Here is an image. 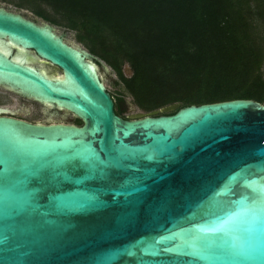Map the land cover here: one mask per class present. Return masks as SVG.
I'll return each mask as SVG.
<instances>
[{"label": "water", "instance_id": "95a60500", "mask_svg": "<svg viewBox=\"0 0 264 264\" xmlns=\"http://www.w3.org/2000/svg\"><path fill=\"white\" fill-rule=\"evenodd\" d=\"M0 42V87L82 123L0 116V264H264V104L123 118L52 25L0 7Z\"/></svg>", "mask_w": 264, "mask_h": 264}, {"label": "trees", "instance_id": "16d2710c", "mask_svg": "<svg viewBox=\"0 0 264 264\" xmlns=\"http://www.w3.org/2000/svg\"><path fill=\"white\" fill-rule=\"evenodd\" d=\"M1 2L73 32L109 67L123 89L111 95L118 116L123 97L143 113L237 99L264 104V0Z\"/></svg>", "mask_w": 264, "mask_h": 264}, {"label": "rangeland", "instance_id": "374dc122", "mask_svg": "<svg viewBox=\"0 0 264 264\" xmlns=\"http://www.w3.org/2000/svg\"><path fill=\"white\" fill-rule=\"evenodd\" d=\"M0 7L5 8L8 11H11L13 13H19L21 15L26 16V18L30 19V20H34L36 17L29 11V10H25V9H18L16 7H14L13 5L9 4V3H4L0 1ZM38 22L41 23V21L38 19ZM55 27V32L56 34H64V39L65 41H67L68 43L75 45V46H81L82 48H84L81 44H78L75 40V34L73 32L70 31H66L64 28L59 27V26H54ZM85 49V48H84ZM98 72L99 75L101 77V80L106 88V90L110 93V95H112L113 97H117L118 96V91H122V86H116L115 82H116V76L115 74H113L111 72L110 68H106L105 71H103V69L98 66ZM125 73L128 75L129 74V70L125 69ZM57 75L60 74V72H56ZM126 101H131V99L129 97H123ZM0 103L3 104L4 106L10 108V109H14V108H18L20 107V105L24 104V106L27 108L29 115L25 116L24 114L20 113L19 117L24 116L28 119H33L35 121H38L41 119V115L39 112V105H37L36 103H33L32 101L22 98V97H16L15 95H12L6 91H3L0 94ZM127 106V107H126ZM126 108H124V112L122 113L123 117H127L130 115H134L137 113H143L141 110H139L138 108H135L133 110H129L128 109V105L126 104ZM71 116L68 117V119L65 122H60V123H64V124H73L72 120H71ZM43 124H47V123H43Z\"/></svg>", "mask_w": 264, "mask_h": 264}, {"label": "flooded vegetation", "instance_id": "af4514ba", "mask_svg": "<svg viewBox=\"0 0 264 264\" xmlns=\"http://www.w3.org/2000/svg\"><path fill=\"white\" fill-rule=\"evenodd\" d=\"M6 1H8V0H6ZM4 3H6V2H4ZM34 9H36V8L34 7ZM25 10H27V9H25ZM30 12L36 17L32 21L38 22V19H39L41 21V23L50 24L49 22H46V21L42 20V18L40 16H37L34 12H32V11H30ZM24 17L26 18V16H24ZM38 23H40V22H38ZM50 25H52V24H50ZM52 26L54 27L55 25H52ZM68 44H70V43H68ZM16 51H17V49L14 48V54L16 53ZM30 54H31V56L35 57V55H34V53L32 51H31ZM31 62H33V63H28V64L33 66V67H37L40 70L46 72L48 76H52V75L55 76V75H57L56 72H60L59 69H57L56 67L51 66L49 63H46V62H44V61H42V60H40L38 58H35V59L31 60ZM3 91H6V92H8V93H10L12 95H15L16 97H20L18 94L13 93V92H11L8 89H5L3 87H0V94ZM30 101H32V100H30ZM32 102L36 103L37 105H39V109H40L39 112H40V115H41V119L38 120V121H35L33 119H28V118H26L24 116L19 117L20 113L24 114L25 116L29 115V112H28L27 108L24 106V104L20 105V107H18V108L10 109V108H8V107H6V106H4L3 104L0 103V109H5V110L8 111L7 113L0 114V116L11 117V118L22 120V121H25V122H28V123H31V124H41V125H46V124H43V123L50 124V123H57V122H65L68 119L69 116H71V118H72L71 120L72 121L74 119V117L72 115H70V114H64V112H62V111H55L54 109H51V108H44L39 103L34 102V101H32ZM125 106H126V103H125Z\"/></svg>", "mask_w": 264, "mask_h": 264}, {"label": "bare ground", "instance_id": "6f19581e", "mask_svg": "<svg viewBox=\"0 0 264 264\" xmlns=\"http://www.w3.org/2000/svg\"><path fill=\"white\" fill-rule=\"evenodd\" d=\"M0 49L3 50L6 54H9V55L12 54V52L10 51L8 46L7 45H3L1 42H0ZM15 58L18 61H20V62H25L26 61V57L23 54H19Z\"/></svg>", "mask_w": 264, "mask_h": 264}]
</instances>
